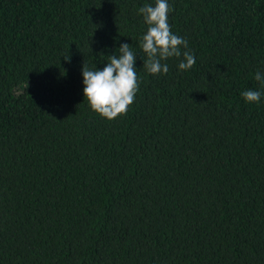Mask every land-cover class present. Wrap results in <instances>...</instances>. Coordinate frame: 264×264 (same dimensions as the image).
I'll return each instance as SVG.
<instances>
[{
    "label": "trees",
    "instance_id": "1",
    "mask_svg": "<svg viewBox=\"0 0 264 264\" xmlns=\"http://www.w3.org/2000/svg\"><path fill=\"white\" fill-rule=\"evenodd\" d=\"M154 3L0 0V264H264V0H168L196 63L152 76ZM125 43L139 91L108 121L81 71Z\"/></svg>",
    "mask_w": 264,
    "mask_h": 264
},
{
    "label": "clouds",
    "instance_id": "2",
    "mask_svg": "<svg viewBox=\"0 0 264 264\" xmlns=\"http://www.w3.org/2000/svg\"><path fill=\"white\" fill-rule=\"evenodd\" d=\"M173 10L168 0H155L154 4H145L138 10L146 26L139 42L145 57L142 67L149 75H166L169 71L166 61L171 58L179 61L177 68L181 72L189 71L196 63L194 54L187 50V41L171 30L168 16ZM137 56L133 47L125 43L107 57L102 70L89 69L83 64V102L94 114L108 121L127 114L139 91ZM254 79L264 88V72L257 71ZM261 96L260 90L242 93L244 102L250 104L258 103Z\"/></svg>",
    "mask_w": 264,
    "mask_h": 264
}]
</instances>
